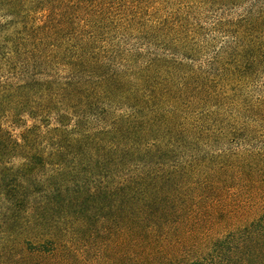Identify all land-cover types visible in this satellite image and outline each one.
Segmentation results:
<instances>
[{"label": "trees", "instance_id": "obj_1", "mask_svg": "<svg viewBox=\"0 0 264 264\" xmlns=\"http://www.w3.org/2000/svg\"><path fill=\"white\" fill-rule=\"evenodd\" d=\"M0 240L264 264V0H0Z\"/></svg>", "mask_w": 264, "mask_h": 264}, {"label": "rangeland", "instance_id": "obj_2", "mask_svg": "<svg viewBox=\"0 0 264 264\" xmlns=\"http://www.w3.org/2000/svg\"><path fill=\"white\" fill-rule=\"evenodd\" d=\"M18 248H13V250H14V253L16 254V250H17ZM4 250V248L2 247V242H1V240H0V251L2 252ZM103 262H105V263H107V264H116V262L115 261H113L112 260V258H110V259H106V260H104ZM126 263H128V261H125V264ZM104 264V263H103Z\"/></svg>", "mask_w": 264, "mask_h": 264}]
</instances>
